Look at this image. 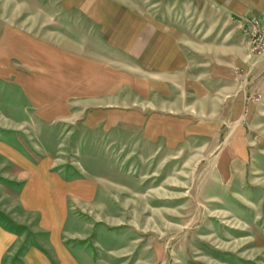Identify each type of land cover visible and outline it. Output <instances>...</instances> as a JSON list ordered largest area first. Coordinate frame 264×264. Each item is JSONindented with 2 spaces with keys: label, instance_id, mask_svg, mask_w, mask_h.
I'll return each mask as SVG.
<instances>
[{
  "label": "rangeland",
  "instance_id": "1",
  "mask_svg": "<svg viewBox=\"0 0 264 264\" xmlns=\"http://www.w3.org/2000/svg\"><path fill=\"white\" fill-rule=\"evenodd\" d=\"M130 1L143 14L168 17L173 23L178 18L180 26L199 33L200 41H220L214 36L224 34L223 15L193 0ZM80 3L0 0V76L15 78L17 66L11 59L16 54L25 57L19 43L39 46L30 38L16 39V31L72 48L83 44L90 51H105L98 48L97 34L88 30L91 24L83 22ZM240 22L249 52L256 57L260 53L252 50L247 25L242 18ZM189 59L201 63V69L210 65L209 56H186ZM253 71L234 72V89L243 84L246 91L242 106L234 103L235 96L224 102V81L212 79V95L218 93L220 102L208 113L196 109L198 102L187 88L175 86L169 112H152L142 100L139 117L129 123L120 122L122 113L112 108L86 111L83 105H73L70 118L52 124L60 130V146L55 162L59 165L50 171L60 170L66 177L91 174L98 182L95 198L69 201L76 234L67 230L63 243L84 251L87 264H264V88L256 89L264 72ZM120 74L121 92L127 96L128 73ZM1 93L0 84V147L13 154L4 146L5 139L19 133L16 138L30 144L28 128L33 127L31 121L25 122L28 128L18 126L11 112L16 108L3 103ZM249 108L252 114L247 116ZM38 150L42 157L47 154ZM30 162L12 167L0 152V221L34 239L37 221L19 198ZM47 163L42 160V165ZM53 215L44 221L54 222Z\"/></svg>",
  "mask_w": 264,
  "mask_h": 264
},
{
  "label": "crops",
  "instance_id": "2",
  "mask_svg": "<svg viewBox=\"0 0 264 264\" xmlns=\"http://www.w3.org/2000/svg\"><path fill=\"white\" fill-rule=\"evenodd\" d=\"M80 1L81 13L85 16L83 22L91 24L88 30L97 34L98 48L105 51H90L83 44L80 49L72 48L67 43L50 42L38 36L27 37V33L16 31V39L26 41L30 38L38 41L39 46L19 43L18 49L25 57L16 54L11 59L17 66L12 75L15 78L8 80L0 76L3 103L16 108L11 112L17 115L18 126L26 127L25 122L31 121L28 125L33 127H26L28 136L32 137L30 144L16 138L19 134L16 133V136L7 137L4 145L13 154L3 147H0V152L9 158L12 167L19 169L22 161H32L25 170L29 175L19 198L23 209L37 221L33 226L37 228L33 231L36 232L34 239L25 238L24 233L0 221V264L88 262L89 256L84 251L70 249L63 243L62 234L67 230L76 234V221L70 212L69 201L95 198L98 193L96 177L91 174L66 177L60 170L50 171L59 165L55 162L60 146L57 140L60 130L52 124L70 118L73 105H83L86 111L90 108H112L122 113L118 117L120 122L131 123L139 117L137 107L141 106L142 100L147 105L145 108L152 112H169L170 92L177 86L187 88L188 95L198 102L196 109L208 113L215 109L211 106L220 102L218 93L212 95V79L224 81L221 84V94L226 98L224 102L235 96L234 103L242 106L246 91L243 84L236 85L237 89H234V72L249 68H253L255 73L264 72V52L253 57L240 22L245 16H254L264 26V0H193L198 7L209 6L223 15L224 34L219 38L220 33H217L214 38L220 41L216 42L200 41L197 39L199 33L180 26L176 17L177 22L173 23L168 17L143 14L130 0ZM109 48L111 54L108 53ZM188 54L209 56L210 65L205 63L201 69V63L186 61ZM121 72L128 73L127 96L121 92L118 80ZM259 84L256 89L264 88V80ZM241 109H236V113L240 112L238 118H242ZM249 114H252L250 108L247 116ZM153 118L156 117L152 115ZM46 124L50 126L44 128ZM38 127H43V130ZM40 139H45L48 144L41 145ZM38 147L47 154L42 157ZM45 158L48 163L42 165ZM42 167L46 170L40 174ZM50 214H54L55 220L46 223L44 220Z\"/></svg>",
  "mask_w": 264,
  "mask_h": 264
},
{
  "label": "built area",
  "instance_id": "3",
  "mask_svg": "<svg viewBox=\"0 0 264 264\" xmlns=\"http://www.w3.org/2000/svg\"><path fill=\"white\" fill-rule=\"evenodd\" d=\"M247 25V33L251 37L254 47L252 50L258 53L264 51V26L254 16H245L242 18Z\"/></svg>",
  "mask_w": 264,
  "mask_h": 264
}]
</instances>
